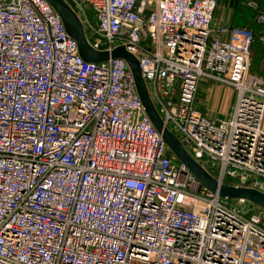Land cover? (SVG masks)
Wrapping results in <instances>:
<instances>
[{
	"label": "built area",
	"instance_id": "2783aa9c",
	"mask_svg": "<svg viewBox=\"0 0 264 264\" xmlns=\"http://www.w3.org/2000/svg\"><path fill=\"white\" fill-rule=\"evenodd\" d=\"M65 1L94 49L138 58L210 175L264 192L252 30L215 26L217 0ZM203 77L234 89L227 119L196 108ZM225 200L171 153L125 60L84 61L46 0H0V264H264V210Z\"/></svg>",
	"mask_w": 264,
	"mask_h": 264
},
{
	"label": "water",
	"instance_id": "95a60500",
	"mask_svg": "<svg viewBox=\"0 0 264 264\" xmlns=\"http://www.w3.org/2000/svg\"><path fill=\"white\" fill-rule=\"evenodd\" d=\"M63 21L69 36L78 46L79 55L89 63L102 64L110 59L125 60L131 70L138 96L145 108V112L171 153L185 164L198 181L220 198L228 200H245L257 208L264 210V192L248 188L237 187L220 182L210 175L187 151L180 139L169 130L149 93L147 84L142 76L138 58L128 52L125 47H118L112 51H98L90 44L85 28L77 14L65 0H46Z\"/></svg>",
	"mask_w": 264,
	"mask_h": 264
},
{
	"label": "crops",
	"instance_id": "0c3cea01",
	"mask_svg": "<svg viewBox=\"0 0 264 264\" xmlns=\"http://www.w3.org/2000/svg\"><path fill=\"white\" fill-rule=\"evenodd\" d=\"M217 1H218V7L215 13V23H214L215 26L230 27V28L241 27V28L250 29L254 33L257 40H259V43L264 45V20H262L261 22H257L256 20V15L258 14H261L264 18V0H217ZM250 2H256L257 8L252 7L249 4ZM252 68L254 69L253 70L254 73L251 71ZM250 73L257 76H264V58H258L256 60L254 54L250 57ZM203 114L208 116L206 112ZM208 117L211 118V115Z\"/></svg>",
	"mask_w": 264,
	"mask_h": 264
},
{
	"label": "rangeland",
	"instance_id": "374dc122",
	"mask_svg": "<svg viewBox=\"0 0 264 264\" xmlns=\"http://www.w3.org/2000/svg\"><path fill=\"white\" fill-rule=\"evenodd\" d=\"M234 93L233 88L220 85L214 80L203 77L199 85L195 106L199 111L206 112L208 116L211 115L213 120L227 119L234 102ZM227 180L230 182L229 184L238 183V179L227 178ZM235 201L237 200H225L227 204H234Z\"/></svg>",
	"mask_w": 264,
	"mask_h": 264
},
{
	"label": "trees",
	"instance_id": "16d2710c",
	"mask_svg": "<svg viewBox=\"0 0 264 264\" xmlns=\"http://www.w3.org/2000/svg\"><path fill=\"white\" fill-rule=\"evenodd\" d=\"M257 16V15H256ZM231 28H241V27H231ZM255 55V57H256V60L258 59V58H264V45L263 44H261V43H259V40H257V38L255 37V35H254V44H253V46H252V51H251V56L252 55ZM256 54H257V56H256ZM254 69L252 68V72L254 73V71H253ZM228 183H230L229 181H227Z\"/></svg>",
	"mask_w": 264,
	"mask_h": 264
}]
</instances>
